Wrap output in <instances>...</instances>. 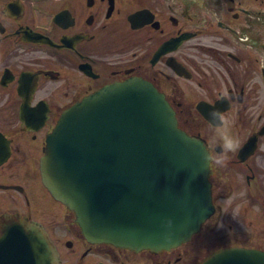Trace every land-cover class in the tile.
I'll return each mask as SVG.
<instances>
[{"label": "flooded vegetation", "instance_id": "flooded-vegetation-1", "mask_svg": "<svg viewBox=\"0 0 264 264\" xmlns=\"http://www.w3.org/2000/svg\"><path fill=\"white\" fill-rule=\"evenodd\" d=\"M130 78L150 82L177 118L187 115L189 130L178 118L180 127L206 141L209 220L224 223L233 209L235 219L248 217V229L220 235L221 246L203 256L188 245L207 221L190 241L159 252L90 243L43 182L47 136L63 112ZM183 80L215 95L186 104ZM200 103L222 112L240 141L226 167L214 161L219 148ZM16 216L44 228L57 264H197L222 248L264 250V0H0V256L11 250L5 233ZM14 247L20 257L0 264H30L24 245Z\"/></svg>", "mask_w": 264, "mask_h": 264}, {"label": "water", "instance_id": "water-1", "mask_svg": "<svg viewBox=\"0 0 264 264\" xmlns=\"http://www.w3.org/2000/svg\"><path fill=\"white\" fill-rule=\"evenodd\" d=\"M198 108L209 119L213 107ZM178 123L165 96L140 78L109 83L63 112L47 136L42 177L88 242L159 252L190 241L214 215L206 141ZM8 219L18 221L0 259L20 257L12 252L21 244L28 263L57 264L43 227ZM197 264H264V250L222 248Z\"/></svg>", "mask_w": 264, "mask_h": 264}, {"label": "rangeland", "instance_id": "rangeland-1", "mask_svg": "<svg viewBox=\"0 0 264 264\" xmlns=\"http://www.w3.org/2000/svg\"><path fill=\"white\" fill-rule=\"evenodd\" d=\"M178 86L185 92L186 96L182 97L181 100L186 104H194L195 102L199 101L200 98L215 95V89H213L214 91L212 90V92H210L207 89L198 87L197 83L194 82H187L183 80L181 81V83H178ZM186 116L187 115H178L180 123L182 122L181 124L186 126L189 130V125L182 121V117L186 118ZM193 117L196 118V120L198 121V115L196 113L193 114ZM215 187L217 188L216 185ZM247 221L248 217H246L245 220L243 219V217L241 219H235V216L231 212L228 214V216H226L225 222L223 223L220 220L218 222V215H215L211 220L207 221V224L203 227L200 234L197 235L195 239L188 245L190 253H192V255L196 254L199 256H203L208 250L216 249L217 247L221 246L222 241L219 238L220 235L226 234L230 237L238 229H248ZM230 224H232V228L229 227ZM244 236L246 235H242V238H244ZM199 243H202V245H200L201 247L198 246ZM67 260L68 262H72L73 255L69 254L67 256Z\"/></svg>", "mask_w": 264, "mask_h": 264}, {"label": "clouds", "instance_id": "clouds-1", "mask_svg": "<svg viewBox=\"0 0 264 264\" xmlns=\"http://www.w3.org/2000/svg\"><path fill=\"white\" fill-rule=\"evenodd\" d=\"M208 117L214 128L213 143L219 151L214 157V161L217 166L226 167L230 156V153H235L240 149V141L237 137L232 135L228 128V121L218 109L213 108L209 113ZM202 158L209 161L213 159L211 154L207 151V146L204 147ZM243 195V194H241ZM259 211V209H257ZM232 214L236 216L238 209H233ZM171 221H169V224Z\"/></svg>", "mask_w": 264, "mask_h": 264}, {"label": "trees", "instance_id": "trees-1", "mask_svg": "<svg viewBox=\"0 0 264 264\" xmlns=\"http://www.w3.org/2000/svg\"><path fill=\"white\" fill-rule=\"evenodd\" d=\"M178 118H179V117H178ZM181 123H182V122H181ZM181 123H180V124H181ZM181 125H182L183 127H186V126H184L183 124H181Z\"/></svg>", "mask_w": 264, "mask_h": 264}]
</instances>
